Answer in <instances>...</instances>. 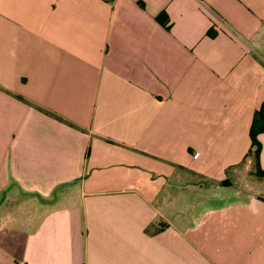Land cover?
Here are the masks:
<instances>
[{"label": "crops", "instance_id": "0c3cea01", "mask_svg": "<svg viewBox=\"0 0 264 264\" xmlns=\"http://www.w3.org/2000/svg\"><path fill=\"white\" fill-rule=\"evenodd\" d=\"M262 101L264 0H0V264H264Z\"/></svg>", "mask_w": 264, "mask_h": 264}, {"label": "rangeland", "instance_id": "374dc122", "mask_svg": "<svg viewBox=\"0 0 264 264\" xmlns=\"http://www.w3.org/2000/svg\"><path fill=\"white\" fill-rule=\"evenodd\" d=\"M263 161L256 162L250 157H246L240 169V179L236 181V186L242 190H252L256 197L264 201V174L257 173V168L264 169ZM230 175V174H229ZM231 182V179L228 177ZM188 198H191L189 196ZM193 200L200 198L197 195H193Z\"/></svg>", "mask_w": 264, "mask_h": 264}, {"label": "trees", "instance_id": "16d2710c", "mask_svg": "<svg viewBox=\"0 0 264 264\" xmlns=\"http://www.w3.org/2000/svg\"><path fill=\"white\" fill-rule=\"evenodd\" d=\"M158 20V19H156ZM262 101L261 104H263ZM264 133V115L261 114L260 109L254 111L248 126L249 145L246 150V155L250 156L255 162L260 150V142L257 138L259 134ZM257 173L264 174V169L257 168Z\"/></svg>", "mask_w": 264, "mask_h": 264}]
</instances>
